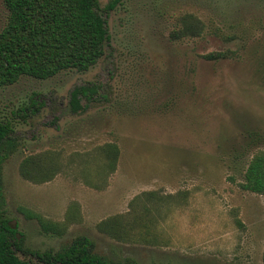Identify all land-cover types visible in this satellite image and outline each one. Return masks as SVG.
Instances as JSON below:
<instances>
[{"label": "rangeland", "instance_id": "374dc122", "mask_svg": "<svg viewBox=\"0 0 264 264\" xmlns=\"http://www.w3.org/2000/svg\"><path fill=\"white\" fill-rule=\"evenodd\" d=\"M112 1L99 0L110 39L89 71L0 88L14 129L1 178L10 225L29 249L87 237L121 264H264V195L241 188L264 152V0H124L105 12ZM187 14L203 32L173 40ZM6 18L0 0V31ZM216 52L230 57L204 59ZM79 87L97 94L73 114ZM107 144L119 149L113 168ZM30 156L50 157L55 178L24 179ZM27 213L68 231L46 235Z\"/></svg>", "mask_w": 264, "mask_h": 264}, {"label": "trees", "instance_id": "16d2710c", "mask_svg": "<svg viewBox=\"0 0 264 264\" xmlns=\"http://www.w3.org/2000/svg\"><path fill=\"white\" fill-rule=\"evenodd\" d=\"M123 1L113 0L105 12L113 11ZM3 5L7 18L0 31V88L23 78L45 81L66 71L87 72L105 54L110 38L106 20L99 12V0H3ZM203 27L194 15H184L180 29L173 31L171 38L177 41L199 37ZM229 57L227 52H216L204 59L215 62ZM259 74L264 80L263 62L259 64ZM96 94L97 88H75L70 94V111L84 112L87 109L84 100L89 104ZM28 109L39 111V106L32 102ZM13 133L12 124L0 117V264H121L98 255L94 242L87 237L76 238L58 251H37L25 246L19 231L10 225L1 195L2 168L13 152ZM99 150L107 162L110 159L109 166L115 167L119 156L117 145L107 144ZM56 173L50 157L30 156L21 164L23 178L34 183L50 182ZM241 188L264 195V152H257L250 159ZM27 217L37 219L46 235L63 237L68 231L66 224L34 214L27 213Z\"/></svg>", "mask_w": 264, "mask_h": 264}]
</instances>
